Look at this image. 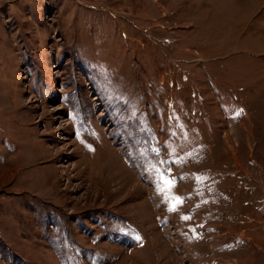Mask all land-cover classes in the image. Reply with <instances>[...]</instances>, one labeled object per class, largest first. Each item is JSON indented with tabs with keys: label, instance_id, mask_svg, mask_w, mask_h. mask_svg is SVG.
<instances>
[{
	"label": "rangeland",
	"instance_id": "rangeland-1",
	"mask_svg": "<svg viewBox=\"0 0 264 264\" xmlns=\"http://www.w3.org/2000/svg\"><path fill=\"white\" fill-rule=\"evenodd\" d=\"M0 264H264V0H0Z\"/></svg>",
	"mask_w": 264,
	"mask_h": 264
},
{
	"label": "snow or ice",
	"instance_id": "snow-or-ice-1",
	"mask_svg": "<svg viewBox=\"0 0 264 264\" xmlns=\"http://www.w3.org/2000/svg\"><path fill=\"white\" fill-rule=\"evenodd\" d=\"M238 114H239V113H238ZM164 183H166V184H169V185H170V183H171V182H170V181H164Z\"/></svg>",
	"mask_w": 264,
	"mask_h": 264
}]
</instances>
